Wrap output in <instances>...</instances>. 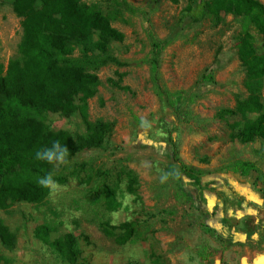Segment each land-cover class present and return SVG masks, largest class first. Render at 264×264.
I'll use <instances>...</instances> for the list:
<instances>
[{
    "label": "rangeland",
    "instance_id": "374dc122",
    "mask_svg": "<svg viewBox=\"0 0 264 264\" xmlns=\"http://www.w3.org/2000/svg\"><path fill=\"white\" fill-rule=\"evenodd\" d=\"M81 1L95 5L123 34L121 42L111 45L118 64L96 72L99 86L88 100L89 119L108 123L110 130L101 148L82 150L70 160L66 166L72 175L60 189L50 190L43 203L18 202L0 210V219L16 239L13 249L0 244V264H67L34 238L35 228L43 224L51 239L72 234L90 264L239 262L245 250L252 252L264 241V228L247 213L233 218L235 208L246 210L240 204L243 194L227 181L233 177L240 187L261 191L256 177L264 174V146L232 139L242 120L223 111L233 110L245 96L238 39L248 31L257 52L263 53L260 36L233 15L196 24L182 20L188 0ZM11 2L0 0L4 69L17 56L22 35ZM154 40L165 42L159 77L171 104L157 97L150 81ZM202 75H211L212 81ZM261 102L264 106V87ZM44 120L52 131L85 134L78 113H48ZM172 144L181 163L203 172L198 178L180 173ZM237 160L252 162L259 173L241 177L226 170ZM123 170L136 178L132 193ZM106 186L115 188V211L103 206ZM223 187L230 192L228 199ZM128 221L135 222L137 235L124 244L102 233L103 223ZM255 231L263 233L261 239H254Z\"/></svg>",
    "mask_w": 264,
    "mask_h": 264
},
{
    "label": "trees",
    "instance_id": "16d2710c",
    "mask_svg": "<svg viewBox=\"0 0 264 264\" xmlns=\"http://www.w3.org/2000/svg\"><path fill=\"white\" fill-rule=\"evenodd\" d=\"M11 7L21 20L22 35L17 56L8 62L5 69L0 63L2 211L18 202L41 204L49 195L50 189L41 187L38 180L53 166L36 160V150L59 140L68 148L71 160L82 150L102 147L110 125L89 119L88 100L99 86L96 72L109 64H118L111 45L123 40V34L111 26L108 16L95 5L81 0H12ZM222 14L242 18L260 36L264 48V4L260 0H188L182 20L196 24L207 18H219ZM151 47L150 81L157 97L171 104V94L160 83L159 77L165 42L154 40ZM237 58L244 71L245 96L236 100L233 110L223 113L237 115L242 120L232 139L241 144L260 141L264 146V106L261 102L264 52H257L254 38L248 31L238 39ZM201 79L211 82L212 76L202 75ZM48 113L63 117L78 113L85 134L74 137L66 131L50 130L44 120ZM249 115L255 117L249 118ZM177 155V148L172 144V156L180 173L190 179L203 173L181 163ZM226 170L241 177L259 173L252 162L240 160L232 162ZM70 174L65 165L56 172L54 179L62 184ZM122 174L127 181L128 192L132 193L136 178L130 171L123 170ZM256 180H260L264 195V174L257 176ZM102 196L107 211L118 209L115 188L106 186ZM50 232L49 227L43 224L35 228L33 235L67 264H90L82 256L72 234L51 239ZM102 233L118 244H124L137 235V229L132 221L117 226L103 223ZM15 242V235L0 219V244L13 249Z\"/></svg>",
    "mask_w": 264,
    "mask_h": 264
},
{
    "label": "crops",
    "instance_id": "0c3cea01",
    "mask_svg": "<svg viewBox=\"0 0 264 264\" xmlns=\"http://www.w3.org/2000/svg\"><path fill=\"white\" fill-rule=\"evenodd\" d=\"M232 178L228 179L227 181L228 186L231 187L232 185L233 188L238 189L239 193L243 194L240 204H241V208L243 207L246 210L244 212H238L236 211V208H235V211L234 210L231 211L234 213L232 215L233 218L237 219L238 217H243L245 216V213H247L253 216L254 221H256L257 223H260L259 228H264V197L261 191L258 190V192H253L249 190V187L247 185L240 187L239 182L241 181H236ZM223 191L228 193V195H226L228 199L230 192L226 191L224 187H223ZM222 203H224V201H222ZM228 216H231V214H229ZM253 235H254L253 236L254 239L256 238L259 240L263 236V233L261 234L260 231H255ZM255 245H256V242H255ZM228 262H229L228 264H264V241L259 242L258 247H254L252 252L245 250V255L242 256L239 262L233 261L231 259H229Z\"/></svg>",
    "mask_w": 264,
    "mask_h": 264
},
{
    "label": "clouds",
    "instance_id": "9594fccd",
    "mask_svg": "<svg viewBox=\"0 0 264 264\" xmlns=\"http://www.w3.org/2000/svg\"><path fill=\"white\" fill-rule=\"evenodd\" d=\"M35 158L53 166L52 170L39 178L38 184L53 191L60 189L62 186L54 179V176L62 166L70 164L68 148L59 140H54L50 146L36 150Z\"/></svg>",
    "mask_w": 264,
    "mask_h": 264
}]
</instances>
